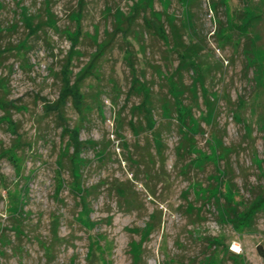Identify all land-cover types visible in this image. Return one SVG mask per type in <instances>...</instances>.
<instances>
[{
	"label": "rangeland",
	"instance_id": "rangeland-1",
	"mask_svg": "<svg viewBox=\"0 0 264 264\" xmlns=\"http://www.w3.org/2000/svg\"><path fill=\"white\" fill-rule=\"evenodd\" d=\"M133 1L50 0L57 26L48 27L44 0H0V47L26 43L0 55V98L21 105H8V113L0 108V264H264V201L239 227L230 220L264 198V0H152L169 35L171 14L184 40L201 48L203 85L196 84L197 98L183 97L199 129L186 142L175 113L161 115V100L169 99L163 75L178 63L168 43L142 28V46L132 34H118L83 84L90 107L79 136L95 142L82 153V183L91 191L85 218L95 223L77 217L68 165L56 193L55 160L65 138L42 105L58 94L69 47L64 31L73 28L68 14L80 5L76 72L112 29V13L127 14ZM18 3L42 22L35 33H28ZM126 48L150 85L154 131L129 125L131 118L136 126L144 120L130 111L140 96L127 97ZM67 116L79 123L73 108ZM10 205L21 206L22 234L10 228Z\"/></svg>",
	"mask_w": 264,
	"mask_h": 264
},
{
	"label": "trees",
	"instance_id": "trees-1",
	"mask_svg": "<svg viewBox=\"0 0 264 264\" xmlns=\"http://www.w3.org/2000/svg\"><path fill=\"white\" fill-rule=\"evenodd\" d=\"M49 3L50 0H44L45 19L43 21L48 27H56L57 25L54 24L56 23V16L50 11V8L48 7ZM80 3H82V0H79V4ZM151 6L152 0H147L146 2L135 0L132 2L130 11L127 14L116 9L112 13V29L104 31V37L102 40L96 42V48L89 55L88 61L79 67V70L76 72H73L72 64L74 59L80 56V51L78 50L77 46L80 42V37L82 36V10L80 9V5L76 9L71 10L68 14V17L73 23V28H67L64 31L66 37L69 40V47L64 53L60 68L57 72L60 82L58 94L53 100H44L42 105L43 113L47 115H53L54 121L60 127V136L65 138L55 160L57 166L56 193H59L62 187L65 185V182L61 176V172L64 166L68 165L71 176L70 189L78 195L79 203L81 205L77 217L81 220L83 219L82 221L84 222L87 221L90 225L94 224L95 221L85 218V216L88 217L90 211L87 197L90 195L91 191L82 183V169L87 164V159L82 156V153L86 146H94L95 142L89 139L81 140L79 136L81 122L86 117L85 111H87V107H90L86 103V93L83 91V84L88 77L94 75L99 60L105 54V51L111 46L113 40L118 34L122 35L123 37H126L127 34H132V37H134L140 43V46H142V28L144 30L153 31L160 38H162V40L168 43L169 49L176 54L178 63L173 71H170V73L167 71L168 73L166 72L163 75L166 82L168 83L167 92L169 94V99L163 98L161 100V115L165 118H170L172 113H175L174 117L180 131L182 132V139L186 142H191L193 140L192 135L197 133L199 129V124L196 123V118L192 113V106L186 104L183 97L186 92H189L194 98H197L198 89L196 84L199 83V87L200 84L203 85L200 73L201 65L199 61L201 48L195 41L184 40L179 29V24L177 25L175 23L176 16L171 14L167 15L166 17L170 28L169 35L164 27L162 12H156L155 10H152ZM1 7L2 5L0 3V8ZM18 8L21 19L28 29V33H35L36 30L41 27L40 23L42 22H34L32 19L33 15L27 13V9L23 5L18 3ZM138 19H140L139 23ZM11 26L14 28L15 24L13 23ZM1 31L2 27L0 23V32ZM24 40L25 39H22L16 45H13L12 48H10V46L0 47V55L6 50H15L17 53L23 48L24 45H26ZM125 58L129 66L130 73V84L127 91V97H129L131 94H137L140 96V101L135 105H131L130 111L132 117L135 115V113H137L140 114L144 120L143 125L141 124L136 126L131 118L129 120V125L131 126V129L136 132H138V128H146L148 130L154 131L156 120L153 117L152 93L150 85L138 75L132 59V53L127 48L125 49ZM186 68L190 69L188 71L191 72L192 76L191 82L189 84H185L183 82L182 71ZM2 84L3 83L0 81V86H2ZM202 85L201 89L204 90ZM8 105L14 107L16 106L15 108L21 107V105H12L11 101L8 102L0 98V108L4 111V113H8ZM67 107H71L75 110L79 123H75L73 125L69 123ZM6 121L13 128V130H16V124L13 122V120L8 119ZM18 136L19 135L17 134V137ZM188 144L190 146L191 143ZM12 157L14 160L18 159L17 155L14 153ZM6 193L9 194L10 192L7 190ZM15 199L20 203L22 202V199L20 198ZM261 201H264V198L256 200L250 205L245 213L242 215L236 214V216L230 218V220L236 227H239L243 224L242 220L246 219L247 215H249L252 212V209L258 206ZM9 208L10 218H12L10 228L15 233L22 234L21 222L18 219L21 213H23L21 212V206L13 207L10 205ZM236 218H238V221ZM2 230L3 228L0 229V238H5V236H2ZM95 247L99 248L98 244H95L89 249L90 255H93L95 252ZM45 248L47 250L48 246H45ZM103 263L104 261H102V264Z\"/></svg>",
	"mask_w": 264,
	"mask_h": 264
},
{
	"label": "built area",
	"instance_id": "built-area-1",
	"mask_svg": "<svg viewBox=\"0 0 264 264\" xmlns=\"http://www.w3.org/2000/svg\"><path fill=\"white\" fill-rule=\"evenodd\" d=\"M234 247H235V245H234Z\"/></svg>",
	"mask_w": 264,
	"mask_h": 264
}]
</instances>
